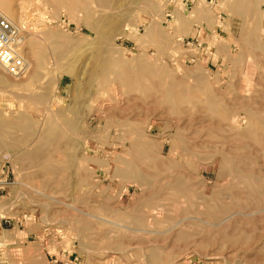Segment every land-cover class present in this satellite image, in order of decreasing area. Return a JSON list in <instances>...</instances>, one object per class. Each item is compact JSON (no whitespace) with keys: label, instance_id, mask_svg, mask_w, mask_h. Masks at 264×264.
Listing matches in <instances>:
<instances>
[{"label":"rangeland","instance_id":"1","mask_svg":"<svg viewBox=\"0 0 264 264\" xmlns=\"http://www.w3.org/2000/svg\"><path fill=\"white\" fill-rule=\"evenodd\" d=\"M6 3L0 264H264V0Z\"/></svg>","mask_w":264,"mask_h":264},{"label":"bare ground","instance_id":"2","mask_svg":"<svg viewBox=\"0 0 264 264\" xmlns=\"http://www.w3.org/2000/svg\"><path fill=\"white\" fill-rule=\"evenodd\" d=\"M7 1H9V0H0V2H2L3 4H5V5H7ZM2 5V4H1ZM4 5V6H5ZM4 6H3V8H4ZM1 7V6H0ZM9 7V6H8ZM9 11V10H8ZM11 11V10H10ZM2 13L7 17V18H9L14 24H17V23H15V19H14V17L12 16V15H9V14H6V13H4V11H2ZM8 13V12H7ZM14 15V14H13ZM17 20V19H16ZM20 50H21V52H22V44L20 45ZM101 51V50H100ZM22 55H23V53H21ZM100 54V53H99ZM24 56V55H23ZM105 56V55H104ZM103 56V57H104ZM102 57V56H101ZM24 58L27 60V62H28V64H29V67H30V61H28V59L24 56ZM99 59H101L102 60V58H99ZM107 59V58H106ZM113 59V58H112ZM104 60V59H103ZM102 60V61H103ZM105 62H104V64H103V66H104V69L106 70V72H108V70H109V68H111L113 65H114V62H117V60L115 59V60H104ZM114 61V62H113ZM117 64V63H116ZM117 66V65H116ZM115 67V66H114ZM103 69V70H104ZM29 70V69H28ZM111 70V69H110ZM122 70V69H121ZM120 70V71H121ZM121 73H122V71H121ZM150 74V73H149ZM156 74V73H155ZM154 74V75H155ZM157 75V74H156ZM155 75V76H156ZM127 76V75H126ZM24 85V84H23ZM13 86V85H12ZM27 88V87H26ZM22 88L21 87H17V86H14V87H8L7 85H6V83H2L1 85H0V93H3V94H1V97H0V99H2L4 96L3 95H6L5 93H11V94H13V95H18L19 94V96H23V98L25 97V96H27L28 94H25V93H22ZM26 92H27V90H26ZM22 93V94H21ZM25 94V95H24ZM7 95H9V94H7ZM29 96V95H28ZM170 96V95H169ZM10 97V96H9ZM39 97V96H38ZM46 97V96H45ZM174 97V96H173ZM167 98H168V96H167ZM17 102V101H16ZM23 102H25V101H23ZM30 103H32V102H30ZM143 103V102H142ZM165 103V102H164ZM18 104H20L21 105V102L20 103H18ZM242 104V103H241ZM244 107V106H243ZM260 108H261V106H260ZM20 110V109H19ZM256 110V109H255ZM228 111V110H227ZM0 112H1V110H0ZM32 112V111H31ZM113 112V111H112ZM245 112V111H244ZM253 112V111H252ZM3 113V112H2ZM0 114V143L2 142V140L4 139V138H6L7 136H11V135H13V132L15 131V129L16 128H11L12 126H11V124H10V127L7 125V124H5L4 122V119H7L8 120V118H4V117H2V115L4 114ZM114 113V112H113ZM238 113H240V111L238 112ZM258 113V112H257ZM22 114V113H21ZM237 114V113H236ZM254 114V113H253ZM26 115V114H25ZM247 115H248V113H247ZM250 115V114H249ZM50 116H52V115H50ZM64 116V115H63ZM62 114H59V118H61L62 119ZM222 116V115H221ZM251 116V115H250ZM258 116V115H257ZM228 117V116H227ZM234 117V116H233ZM238 117V116H237ZM237 117H235L234 118V120L233 121H231V124H234V125H238V122H237ZM241 117H243V116H241ZM240 117V118H241ZM245 117V116H244ZM22 118V117H21ZM65 119H66V117H64ZM220 118H222V117H220ZM250 119L252 118V117H249ZM248 118V119H249ZM20 119V118H19ZM23 119V118H22ZM60 119V120H61ZM223 119V118H222ZM225 119V118H224ZM233 119V118H232ZM6 120V121H7ZM12 120V119H11ZM63 120V119H62ZM226 120V119H225ZM230 120V119H229ZM239 120V119H238ZM14 121V120H13ZM18 121H20L21 122V120H18ZM18 121H16V123H18ZM32 121V120H31ZM65 121V120H64ZM249 122L251 121V120H248ZM20 122L18 123L19 125H20ZM75 122V121H74ZM221 122V121H220ZM16 123H14V124H16ZM239 123H240V121H239ZM252 123H253V125H251L252 126V129L250 130V129H248L246 126V129H245V127H244V129H242V130H244V133H245V131L246 130H248V131H250V133H248L249 134V136H247L248 138L250 137L251 139H256L257 141L259 140L262 144H263V147H264V118H263V116H258V118H255V116H254V119H253V121H252ZM251 123V124H252ZM222 124V123H221ZM220 124V125H221ZM243 124V123H242ZM245 124V123H244ZM248 124V123H247ZM246 124V125H247ZM250 124V123H249ZM249 124L247 125V126H249ZM18 126V125H17ZM236 126H235V128H236ZM241 126V125H240ZM70 129H72V130H74L75 128H76V124L74 123L73 125H71L70 124ZM239 127V126H238ZM217 128V127H216ZM222 128V127H221ZM231 128V127H230ZM250 128V127H249ZM18 129V128H17ZM16 129V130H17ZM27 129V128H26ZM68 129V128H67ZM209 129V128H208ZM218 129V128H217ZM63 130V129H62ZM236 130V129H235ZM260 130H263V133H262V135L260 136L257 132L258 131H260ZM24 131V130H23ZM68 132H69V129L67 130ZM221 130H219V132H220ZM18 132V131H17ZM247 132V131H246ZM62 133V132H61ZM216 133V132H215ZM55 134H56V132H55ZM62 134H64V133H62ZM68 134V133H67ZM89 134V133H88ZM243 134V133H242ZM70 135V134H69ZM213 135V134H212ZM19 136V135H18ZM164 136V135H163ZM240 136V135H239ZM244 136V135H243ZM42 137V136H41ZM41 137H39L40 139H41ZM254 137V138H253ZM77 138V137H76ZM226 138V137H225ZM39 139V140H40ZM43 139H44V137H43ZM42 139V140H43ZM49 139V138H48ZM16 140V139H15ZM47 140V139H46ZM250 141V140H249ZM254 141V140H253ZM5 142V141H4ZM45 142V141H44ZM21 143V142H20ZM51 143V142H50ZM40 144H43V142L42 143H40ZM39 144V145H40ZM45 144H46V142H45ZM44 144V145H45ZM245 144V143H244ZM33 145V144H32ZM43 146V145H42ZM128 146V145H127ZM133 146V145H132ZM131 146V147H132ZM20 147V146H19ZM72 147V146H71ZM146 147V146H145ZM37 148V147H36ZM240 148V147H239ZM83 149V148H82ZM134 149H135V147H134ZM143 149V148H142ZM241 149V148H240ZM27 150V149H26ZM32 150V149H31ZM42 150V149H41ZM124 151H125V149H123ZM127 150V149H126ZM129 150H130V148H129ZM141 150V149H140ZM237 150V149H236ZM60 151V150H59ZM83 151V150H82ZM124 151H123V153L122 154H124ZM128 152V151H127ZM135 152V151H134ZM140 152V151H139ZM20 153V152H19ZM51 153H53V152H51ZM126 153V152H125ZM129 153V152H128ZM224 153V152H223ZM29 154H32V153H29ZM43 154V153H42ZM122 154H121V157L123 158V156H122ZM138 154H140V153H138ZM239 154V153H238ZM244 154V153H243ZM252 154V153H251ZM37 155V154H36ZM71 156V155H70ZM77 156V155H76ZM126 156V155H125ZM136 156V155H135ZM228 156V155H227ZM28 157V156H27ZM31 157V156H30ZM72 157V156H71ZM226 157V154H223L222 155V157L221 158H224V160H226V159H228V157L227 158H225ZM125 158V157H124ZM31 159H32V157H31ZM48 160H46L47 161V163H52V161L51 160H49V158H47ZM60 159V158H59ZM70 159V158H69ZM82 159V158H81ZM54 160V159H53ZM121 161V160H120ZM227 161V160H226ZM56 161H54V163H55ZM239 162V161H238ZM229 163H230V161H229ZM23 164V163H22ZM45 164V163H44ZM67 164V163H66ZM84 165V164H83ZM48 167V166H47ZM53 169V168H52ZM237 169V168H236ZM235 170V169H234ZM236 171V170H235ZM53 172V171H52ZM125 172V171H124ZM227 172V171H226ZM243 173V172H242ZM63 174V173H62ZM241 174V173H240ZM239 176V175H238ZM243 176V175H242ZM252 176V175H251ZM250 176V177H251ZM256 176V175H255ZM254 176V177H255ZM50 177V176H49ZM258 178V177H257ZM252 177H251V182H257L256 183V185L254 186V183H253V186L255 187V189L253 190V193H255V194H257V195H261V190L262 189H260L261 188V184L262 185H264V182L262 183V181H260V180H258V179H254V181H252ZM258 182H260V183H258ZM258 184V185H257ZM264 194V193H263ZM238 196V195H237ZM90 202V201H89ZM262 202H264V201H262ZM262 202H260V203H262ZM247 204V203H246ZM73 210V209H72Z\"/></svg>","mask_w":264,"mask_h":264},{"label":"built area","instance_id":"3","mask_svg":"<svg viewBox=\"0 0 264 264\" xmlns=\"http://www.w3.org/2000/svg\"><path fill=\"white\" fill-rule=\"evenodd\" d=\"M23 40L22 29L0 10V66L17 77L25 75L29 69L20 50Z\"/></svg>","mask_w":264,"mask_h":264}]
</instances>
